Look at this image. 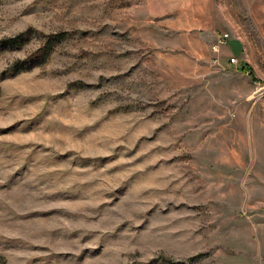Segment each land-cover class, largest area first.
I'll return each mask as SVG.
<instances>
[{"label":"rangeland","instance_id":"obj_1","mask_svg":"<svg viewBox=\"0 0 264 264\" xmlns=\"http://www.w3.org/2000/svg\"><path fill=\"white\" fill-rule=\"evenodd\" d=\"M0 264H264V0H0Z\"/></svg>","mask_w":264,"mask_h":264},{"label":"trees","instance_id":"obj_2","mask_svg":"<svg viewBox=\"0 0 264 264\" xmlns=\"http://www.w3.org/2000/svg\"><path fill=\"white\" fill-rule=\"evenodd\" d=\"M20 41V40H19ZM18 40H14V43H17V42H19ZM48 46H49V44H48ZM245 70H247V73L253 78V73H252V71H250L248 68H246ZM3 260V259H2Z\"/></svg>","mask_w":264,"mask_h":264}]
</instances>
